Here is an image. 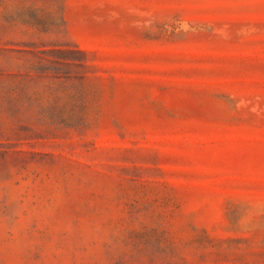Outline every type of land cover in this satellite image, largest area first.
<instances>
[{"label": "rangeland", "instance_id": "374dc122", "mask_svg": "<svg viewBox=\"0 0 264 264\" xmlns=\"http://www.w3.org/2000/svg\"><path fill=\"white\" fill-rule=\"evenodd\" d=\"M0 264H264V0H0Z\"/></svg>", "mask_w": 264, "mask_h": 264}]
</instances>
